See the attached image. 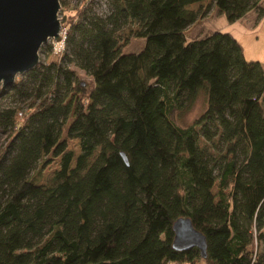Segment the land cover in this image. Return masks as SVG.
Returning a JSON list of instances; mask_svg holds the SVG:
<instances>
[{"label": "trees", "instance_id": "trees-1", "mask_svg": "<svg viewBox=\"0 0 264 264\" xmlns=\"http://www.w3.org/2000/svg\"><path fill=\"white\" fill-rule=\"evenodd\" d=\"M79 1L61 19L60 54L93 86L41 62L0 85V264H263L264 66L229 31L186 36L211 8L189 6L203 0H109L107 16ZM211 1L230 22L254 8L264 19L260 0ZM131 37L140 50H124ZM200 92L205 109L181 126L176 110ZM69 119L73 166L61 139ZM49 154L60 168L44 185ZM182 215L204 234L205 257L172 247Z\"/></svg>", "mask_w": 264, "mask_h": 264}, {"label": "rangeland", "instance_id": "rangeland-1", "mask_svg": "<svg viewBox=\"0 0 264 264\" xmlns=\"http://www.w3.org/2000/svg\"><path fill=\"white\" fill-rule=\"evenodd\" d=\"M67 5L61 4L58 9V17L60 19H63L67 15L73 13L74 8L79 5V0H66ZM206 5H211L215 7L212 4L211 0H203L200 3H193L189 6L194 9H202ZM262 5L264 6V0H262ZM93 9L95 12L102 16H107L110 11V2L109 0H94L93 3ZM254 11L251 12L247 17L235 20L233 22H230L227 20L226 16L221 13V15H216L213 18H210L206 22L203 23V26L205 30L207 28L210 30H214V28H220L224 31H229L232 34H234L235 37L239 39V41L242 44L243 47V53L246 58L250 59H257L261 62V64L264 66V19L261 18V20H258V17L260 19V13L259 10L254 8ZM203 18V17H202ZM201 19V18H199ZM198 19V20H199ZM194 25V26H193ZM197 24H190L186 29V35L189 36V38L193 37L192 29ZM62 29L66 28L64 25L61 24ZM46 45H50V48H47ZM143 46V39L139 37H131L128 40L127 45L125 46L124 50L126 52H135L140 50V48ZM56 48H60V45H57L53 42L52 39L47 40L43 45H41V48L39 49V62L49 64V63H61L62 65H66L73 71V79L74 80H80L87 84V88H91L94 84L93 77L84 69L76 66L73 63H70L66 60L65 55H61L60 52L55 53ZM28 71L17 74L16 77H21L22 79L28 78ZM50 84V77H45L44 80L40 81L34 80L30 81L29 89L31 94L35 92L36 85L40 86V91H45L48 89ZM73 92L68 91L66 99L72 97ZM206 98L205 94L203 92H200L196 99L194 100L193 104L190 105V107H186L184 104L176 110L175 112V121L180 124L181 126H187L193 123V121L203 112V110L206 107ZM0 100V105H1ZM28 102V99H25V101L19 102V105L21 106L22 112H26L27 109L25 107V103ZM264 105V100H263ZM70 122V119L67 121L65 128L62 130L61 133V139L65 141L66 149L73 151V159L71 161V165H74L75 162V156L80 151L79 146V139L77 137H70L67 135V126ZM7 130H3L2 126L0 125V148L3 147L8 140V134ZM98 152V148L93 152V154L88 158L89 163L92 162L94 157L96 156ZM60 168V156L59 155H48V160L45 166L42 170V175L40 179L37 181L40 184H50L53 181V176L55 172ZM214 173H217L216 170H214ZM264 230V225L261 228ZM259 229L254 228L255 232H258ZM264 239V236H263ZM260 257L261 261L264 264V240L262 242V245H260ZM194 264H205L204 260H199Z\"/></svg>", "mask_w": 264, "mask_h": 264}, {"label": "water", "instance_id": "water-1", "mask_svg": "<svg viewBox=\"0 0 264 264\" xmlns=\"http://www.w3.org/2000/svg\"><path fill=\"white\" fill-rule=\"evenodd\" d=\"M59 0H0V85L9 87L17 74L39 62V49L47 40H61ZM121 155L125 163L127 157ZM172 247H197L206 256V239L190 217L179 216L172 223Z\"/></svg>", "mask_w": 264, "mask_h": 264}, {"label": "crops", "instance_id": "crops-1", "mask_svg": "<svg viewBox=\"0 0 264 264\" xmlns=\"http://www.w3.org/2000/svg\"><path fill=\"white\" fill-rule=\"evenodd\" d=\"M191 4H193V3H191ZM259 5H261V6H263L262 5V0H260L259 1ZM264 7V6H263ZM254 10L253 9H250L249 11H247L241 18H239V19H242V18H245V17H247L251 12H253ZM218 16V15H221V13H219V12H217L216 11V8L215 7H213V6H211V8L209 9V11L207 12V14L203 17V18H201V19H199V20H197V21H195V22H193V23H191V24H197V25H195V27H193V29H192V33H193V37L192 38H196V37H199V36H201V35H203L204 33H206V32H208V31H213V30H210V28L208 29L207 28V30H205V28L204 27H201L200 25H202L203 26V23L204 22H206L207 20H209L210 18H213L214 16ZM261 18H263L262 16H260V19H259V17H258V20H261ZM194 26V25H193ZM186 30L187 29H185V33H186ZM214 30H221L220 28H214ZM234 35V34H233ZM187 36V35H186ZM188 38H189V36H187ZM191 37L189 38V39H192ZM237 38V37H236ZM238 39V38H237ZM239 40V39H238Z\"/></svg>", "mask_w": 264, "mask_h": 264}, {"label": "built area", "instance_id": "built-area-1", "mask_svg": "<svg viewBox=\"0 0 264 264\" xmlns=\"http://www.w3.org/2000/svg\"><path fill=\"white\" fill-rule=\"evenodd\" d=\"M65 33H66L65 28L62 29V27H61V29H60L61 40L60 41H55V40L52 39L55 44L60 45V48H56L55 53H58V52H61L62 50H64V47H65ZM18 114L21 116L22 115V111L19 110Z\"/></svg>", "mask_w": 264, "mask_h": 264}]
</instances>
